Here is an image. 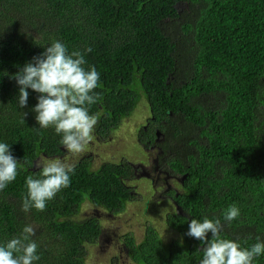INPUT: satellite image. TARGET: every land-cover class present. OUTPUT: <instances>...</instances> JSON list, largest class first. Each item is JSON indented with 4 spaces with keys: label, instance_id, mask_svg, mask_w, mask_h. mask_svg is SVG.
<instances>
[{
    "label": "trees",
    "instance_id": "trees-1",
    "mask_svg": "<svg viewBox=\"0 0 264 264\" xmlns=\"http://www.w3.org/2000/svg\"><path fill=\"white\" fill-rule=\"evenodd\" d=\"M194 3L198 8L182 27L179 45L165 27L179 17V5ZM55 41L69 53L92 49L84 67L99 72L95 91L101 99L90 114L99 115L103 132L117 129L142 98L154 126L171 131L176 140L184 138L186 145L192 144V125L209 126L208 144L198 156L184 149L183 164L171 162L175 171L187 174L186 192L177 198L186 217L166 219L181 243L164 245L148 226L139 243L124 236L130 260L200 264L201 243L185 233L192 219L205 217L221 220L222 238L242 247L256 243L252 231L259 234L264 226L254 132L256 90L264 86V0H0V142L9 144L22 165L15 181L0 191V244L32 225L40 256L34 264H85L87 245L97 242L101 225L93 217L74 220L81 206L88 202L117 214L133 199L123 184L125 167L104 163L92 171L83 161L69 174L70 186L43 212L21 211L26 178L38 176L36 163L64 150L54 129H40L36 122L32 109L38 93L28 89L27 106L19 108V86L12 77ZM205 95L216 96V112L200 105ZM233 204L241 214L229 224L223 214ZM261 262L264 254L253 264Z\"/></svg>",
    "mask_w": 264,
    "mask_h": 264
},
{
    "label": "clouds",
    "instance_id": "clouds-1",
    "mask_svg": "<svg viewBox=\"0 0 264 264\" xmlns=\"http://www.w3.org/2000/svg\"><path fill=\"white\" fill-rule=\"evenodd\" d=\"M84 51L74 50L69 53L67 47L55 41L32 61L26 63L13 77L19 86L18 106H27L29 92L38 93L37 103L32 109L40 129L53 128L59 135V143L65 149L64 158L41 157L35 167L38 176H28L25 181L26 195L22 199L21 211L32 209L43 212L48 201L55 198L62 189L70 186V173L74 164L70 160L82 153L93 138L98 114H90V108L100 99L95 91L99 87L100 74L96 68L86 69ZM24 116L27 113L23 114ZM22 167L12 154L9 144L0 142V191L14 182L18 169ZM240 209L231 205L223 214L226 222L237 220ZM223 225L220 219L205 217L202 222L192 219L186 236L200 241L203 258L200 264H253L264 254V242H257L250 247L224 239L221 236ZM211 233V239L208 234ZM36 229L25 226L21 233L0 244V264H34L40 259L38 245L32 237Z\"/></svg>",
    "mask_w": 264,
    "mask_h": 264
},
{
    "label": "rangeland",
    "instance_id": "rangeland-1",
    "mask_svg": "<svg viewBox=\"0 0 264 264\" xmlns=\"http://www.w3.org/2000/svg\"><path fill=\"white\" fill-rule=\"evenodd\" d=\"M198 5V3H194L192 7L180 5L179 13L182 16L181 19L165 27L167 33L179 45L183 43L185 38L182 27L189 22ZM182 48L184 49V46ZM149 118L148 104L142 98L132 115L128 119L123 120L117 129L106 135L103 144L96 140L93 143L92 139L85 150L73 157L70 163L73 164L84 154H90L87 158L92 160L91 166L93 169H97L103 163H119L121 160L143 163L146 155L138 147L136 136L138 129L142 128ZM178 123L180 124L179 118ZM65 155L58 158L62 159ZM127 185L132 187L131 189L135 194L122 212L112 214L106 212L107 210L104 208H95L92 204L85 202L74 218V220H82L95 216L101 228L105 231L103 239L87 245L85 264H135L125 256L124 250L120 245L121 240H123L125 235H131L139 243L144 237L146 226L153 227L165 241L164 243L178 239V234L171 230L165 221L166 214L173 213V208L168 203L160 202L156 199L158 197H154L149 183L144 179L132 180ZM107 238H110L111 241L109 242Z\"/></svg>",
    "mask_w": 264,
    "mask_h": 264
},
{
    "label": "flooded vegetation",
    "instance_id": "flooded-vegetation-1",
    "mask_svg": "<svg viewBox=\"0 0 264 264\" xmlns=\"http://www.w3.org/2000/svg\"><path fill=\"white\" fill-rule=\"evenodd\" d=\"M179 8H180V5H179ZM194 16H195V13H194ZM181 17L182 16L179 13V17L175 20L170 21V23H174L178 19H181ZM181 84L182 85L185 84L184 80H182ZM256 95H257V103H256V110H255L256 119L254 122L255 123L254 132H255V138L257 140L256 160H257V169L259 172V174L258 175L256 174V175H257V178L260 180V185L262 187L261 198L258 201V208L264 210V86L262 84L257 88ZM216 99H217L216 96L213 98L211 97V95H205V97L202 99L203 104H200V105H202V108L205 110H208L205 106H212L211 111L213 110V112H216V109L213 107V105L216 102ZM198 101L199 100L195 102H198ZM207 101L208 103H206ZM128 118H125V119H128ZM153 123H154V117L152 116V113L150 111V118L145 122L142 128L138 129V133L136 136V143L138 147L142 149V151H144L146 155V159L143 163H132V162L122 161V160L119 163H111V162H108V163L120 165L126 168L127 170L126 174L128 175V177L124 178L123 184L125 188H127L130 191V194L134 195L135 192L131 189L132 187L127 185L128 182L132 180H137V179H144L145 181L149 183L153 191L154 197L155 198L158 197L156 199H158L160 202L168 203L173 208V213L166 214L165 221L168 215L177 214L181 217H186V213L184 212L181 206L182 203L181 204L178 203L177 198L181 197L186 192L185 181L187 179V174L178 173L177 171H175L172 167L171 162H172V159L176 158V159H179L183 164L185 160V150L184 149L193 153L194 157L198 156L200 147L202 148L203 146H207L208 144L207 139H208L209 126L202 127V126L195 125V124L192 125V128H191L192 137L189 138V139H192V144H187L188 145L187 146L186 143L184 142V138H180L176 140L174 138V135L172 136L171 131H168V134L165 132V130L164 132H160V130L156 128V126H154ZM180 124L183 130V127H184L183 116H180ZM96 125L94 128L92 141L94 143V141L96 140L98 142H101V144H103L105 142L106 135L109 134V132L113 130L108 131L106 133V132H103L102 129L98 127V125L97 126ZM163 125L165 128H167V124L165 122H163ZM151 131H153V137H152ZM64 155L65 153L62 156ZM88 156H90V154L81 155V157L76 162L73 163L74 166L76 164H80L83 161L89 162L91 166L92 160L88 159L87 158ZM58 157L59 156H54L49 159L58 158ZM97 169H93L91 166L92 171H96ZM95 208H100V207H95ZM106 212H109V211L107 210ZM261 215L263 214L261 213ZM93 218H95V216H93ZM147 227L148 226H146L145 229ZM252 232H253V234H251L252 236H254L255 238L259 237L260 242H264V226L260 227L259 234L256 231H252ZM176 233L178 234L177 241L181 243L182 237L178 232ZM158 236L164 245H167L175 241V240H171L169 242L164 243L165 241H163L162 237L159 234ZM103 237H105V231L101 228V233L99 235L98 240L103 239ZM107 240L109 242L111 241L110 238H107ZM120 245H121V248L124 250V253L127 259L130 260L128 256L126 244L124 242V238L123 240H121ZM260 264H262V262Z\"/></svg>",
    "mask_w": 264,
    "mask_h": 264
}]
</instances>
